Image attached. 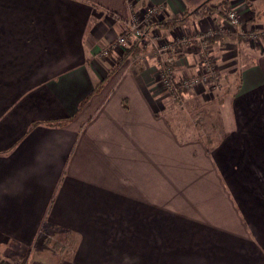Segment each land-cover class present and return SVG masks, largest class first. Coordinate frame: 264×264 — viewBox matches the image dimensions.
<instances>
[{"label": "crops", "instance_id": "obj_1", "mask_svg": "<svg viewBox=\"0 0 264 264\" xmlns=\"http://www.w3.org/2000/svg\"><path fill=\"white\" fill-rule=\"evenodd\" d=\"M217 1L0 0V264H264L253 246L264 245V211L249 199L259 195L156 187L196 142L163 114L157 62L117 65V46L100 55L149 10L173 21L158 30L169 42L225 27L205 12ZM238 5L264 28V0ZM225 38L214 39L220 55L237 48ZM247 67L245 101L264 85V68Z\"/></svg>", "mask_w": 264, "mask_h": 264}, {"label": "rangeland", "instance_id": "obj_2", "mask_svg": "<svg viewBox=\"0 0 264 264\" xmlns=\"http://www.w3.org/2000/svg\"><path fill=\"white\" fill-rule=\"evenodd\" d=\"M239 3L240 0L206 3L205 10L213 9L209 15L219 16L226 26L204 34L185 31V35L171 42L158 31L161 26L168 25L169 19H152L155 10L143 14V20L141 16H131L124 30L101 50L100 55H112L111 51L117 53L115 46H119L121 55L128 50L125 59L130 56L138 63L147 59L156 61L157 81L164 94L165 118L171 121L182 139L196 140L179 151V164L174 162L171 170H167L169 167L165 163V172L158 175L162 182L158 181L156 187L231 189L242 194L259 195L249 199L257 200L252 204L264 211V85L254 90L256 98L245 101L240 96L242 72L248 69L247 66L257 65L263 71L264 48L255 47L256 44L261 46L264 33L256 39L250 34L258 29L264 31V28L250 21H241ZM229 11L235 12L239 25L226 18ZM251 11L255 16L259 13L254 7ZM145 23L150 24L151 31L145 30ZM120 36L125 38L124 46L117 41ZM219 36L229 37L225 38L224 44H227L223 46L233 42L237 48H225L228 51L220 55L213 48L216 45L214 39ZM240 41L248 47L239 48ZM192 42H200L199 48H185ZM128 45L132 47L127 48ZM192 49L196 52L190 54ZM117 56L115 64L120 60ZM184 56L191 58L193 68L199 66L197 72L192 73L190 66L180 64ZM226 62L227 66L224 65ZM114 69H108V72ZM167 70L170 72L168 86L161 81L162 73ZM196 79L204 81L196 84ZM251 227L246 222L242 226L252 235ZM253 246L264 260V245L255 241ZM54 248L61 254L72 249L71 244Z\"/></svg>", "mask_w": 264, "mask_h": 264}, {"label": "built area", "instance_id": "obj_3", "mask_svg": "<svg viewBox=\"0 0 264 264\" xmlns=\"http://www.w3.org/2000/svg\"><path fill=\"white\" fill-rule=\"evenodd\" d=\"M226 18L231 22V23H233V24H237V25H239V19H238V17H237V15L235 14V12H233V11H229L228 13H227V16H226ZM136 33H138L139 31L137 30V31H135ZM264 33V31H261V30H256L255 32H252L251 34H250V36H252V38L253 39H256V37H258L260 34H263ZM251 38V37H250ZM252 38H251V40H252ZM117 41H118V43H120L122 46H124L125 45V38L123 37V36H120V37H118V39H117ZM117 47H119V46H117ZM170 72H169V70H167V71H164L163 73H162V76H161V81H162V83L163 84H165V85H169L170 84V80L168 79V74H169ZM204 81V79H196L195 80V82H196V84H201L202 82Z\"/></svg>", "mask_w": 264, "mask_h": 264}, {"label": "trees", "instance_id": "obj_4", "mask_svg": "<svg viewBox=\"0 0 264 264\" xmlns=\"http://www.w3.org/2000/svg\"><path fill=\"white\" fill-rule=\"evenodd\" d=\"M223 9H224V8H223ZM205 12L211 14V13H213V9L210 8V9L206 10ZM169 24H173V21L170 20V22L168 23V25H169ZM127 54H128V50L125 51V52L123 53V55L120 57V60L117 62L118 65L120 64V62H122V61L125 59V57H126Z\"/></svg>", "mask_w": 264, "mask_h": 264}]
</instances>
